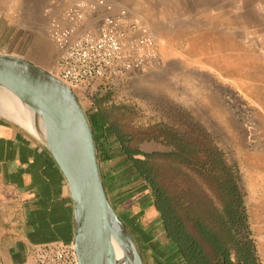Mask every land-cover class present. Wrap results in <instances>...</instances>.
I'll use <instances>...</instances> for the list:
<instances>
[{
	"label": "rangeland",
	"instance_id": "obj_1",
	"mask_svg": "<svg viewBox=\"0 0 264 264\" xmlns=\"http://www.w3.org/2000/svg\"><path fill=\"white\" fill-rule=\"evenodd\" d=\"M78 1L0 0V53L25 57L57 76L60 51L51 30L68 26L65 14ZM103 1L111 14L124 10L130 23L153 35L158 60L78 92L88 115L98 121L100 100L126 112V128L141 137L169 128L212 140L237 171L264 264V0ZM106 15L103 8L86 12L83 27L96 30ZM135 145L151 154L177 151L160 137ZM122 220L144 264H163L171 248L162 228L153 223L147 234Z\"/></svg>",
	"mask_w": 264,
	"mask_h": 264
},
{
	"label": "trees",
	"instance_id": "obj_2",
	"mask_svg": "<svg viewBox=\"0 0 264 264\" xmlns=\"http://www.w3.org/2000/svg\"><path fill=\"white\" fill-rule=\"evenodd\" d=\"M100 119L111 129L151 203L170 245L163 264H263L251 238L238 175L212 140L195 139L169 128L145 137L126 128V112L97 101ZM117 112V116L116 113ZM98 145V121L89 115ZM103 134V131L101 132ZM162 138L177 148L168 154H145L136 143ZM177 181L172 186L170 181Z\"/></svg>",
	"mask_w": 264,
	"mask_h": 264
},
{
	"label": "crops",
	"instance_id": "obj_3",
	"mask_svg": "<svg viewBox=\"0 0 264 264\" xmlns=\"http://www.w3.org/2000/svg\"><path fill=\"white\" fill-rule=\"evenodd\" d=\"M97 114L100 172L111 204L130 227L160 226L149 189ZM72 239L73 201L52 155L27 130L0 116V264H21L35 244Z\"/></svg>",
	"mask_w": 264,
	"mask_h": 264
},
{
	"label": "water",
	"instance_id": "obj_4",
	"mask_svg": "<svg viewBox=\"0 0 264 264\" xmlns=\"http://www.w3.org/2000/svg\"><path fill=\"white\" fill-rule=\"evenodd\" d=\"M0 87L33 111L38 132L33 136L50 152L67 182L73 201L71 244L77 263L121 264L115 255L110 227L127 250V264H144L134 238L107 196L94 131L75 91L33 61L1 53ZM144 146L139 150L151 154Z\"/></svg>",
	"mask_w": 264,
	"mask_h": 264
},
{
	"label": "built area",
	"instance_id": "obj_5",
	"mask_svg": "<svg viewBox=\"0 0 264 264\" xmlns=\"http://www.w3.org/2000/svg\"><path fill=\"white\" fill-rule=\"evenodd\" d=\"M103 8L106 16L96 30L83 27L86 12ZM124 10L111 14L103 0H79L65 14L67 27L53 26L59 48L57 76L77 94L97 81L124 76L158 60L153 35L127 20ZM21 264H78L73 245L51 241L32 246Z\"/></svg>",
	"mask_w": 264,
	"mask_h": 264
},
{
	"label": "bare ground",
	"instance_id": "obj_6",
	"mask_svg": "<svg viewBox=\"0 0 264 264\" xmlns=\"http://www.w3.org/2000/svg\"><path fill=\"white\" fill-rule=\"evenodd\" d=\"M0 113L3 114V116H5L6 118L19 123L21 126L26 128L32 134L35 135L38 134L37 129L35 127L33 111L28 106L21 103L20 100L13 93L1 87H0ZM38 128L39 131H41L43 134L44 131L40 122L38 124ZM108 230L111 236L116 258L121 262V264H127L126 261L129 262V255L121 238L112 228L109 227Z\"/></svg>",
	"mask_w": 264,
	"mask_h": 264
}]
</instances>
